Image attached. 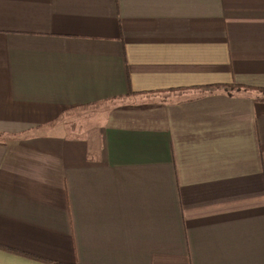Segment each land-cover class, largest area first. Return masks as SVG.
<instances>
[{"label":"crops","instance_id":"0c3cea01","mask_svg":"<svg viewBox=\"0 0 264 264\" xmlns=\"http://www.w3.org/2000/svg\"><path fill=\"white\" fill-rule=\"evenodd\" d=\"M0 264H264V0H0Z\"/></svg>","mask_w":264,"mask_h":264}]
</instances>
